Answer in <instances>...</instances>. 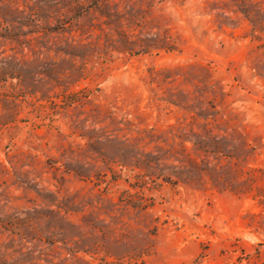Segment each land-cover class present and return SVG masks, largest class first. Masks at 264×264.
<instances>
[{
	"label": "rangeland",
	"instance_id": "374dc122",
	"mask_svg": "<svg viewBox=\"0 0 264 264\" xmlns=\"http://www.w3.org/2000/svg\"><path fill=\"white\" fill-rule=\"evenodd\" d=\"M0 264H264V0H0Z\"/></svg>",
	"mask_w": 264,
	"mask_h": 264
},
{
	"label": "trees",
	"instance_id": "16d2710c",
	"mask_svg": "<svg viewBox=\"0 0 264 264\" xmlns=\"http://www.w3.org/2000/svg\"><path fill=\"white\" fill-rule=\"evenodd\" d=\"M6 10H7V8H6ZM52 30H54V27H51V31H52ZM1 73H3V74L5 75L6 79H8V78L11 79V78H14V76H15V75H9V74H11V73L7 74V73H5V72H3V71H1Z\"/></svg>",
	"mask_w": 264,
	"mask_h": 264
}]
</instances>
